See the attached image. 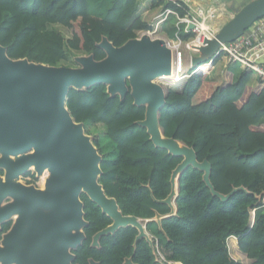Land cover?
Here are the masks:
<instances>
[{
    "label": "trees",
    "instance_id": "obj_1",
    "mask_svg": "<svg viewBox=\"0 0 264 264\" xmlns=\"http://www.w3.org/2000/svg\"><path fill=\"white\" fill-rule=\"evenodd\" d=\"M153 7L171 8L179 16L189 9L182 0H150ZM140 0H0V44L11 58L60 65L68 53H105L96 46L106 36L116 46L149 29L138 16ZM61 25L67 38L50 28ZM183 40L192 33L182 32ZM218 60H215V63ZM228 67L222 78H208L211 68L193 74L179 91L169 89L160 110L164 134L191 146L199 161L211 164L214 189L227 194L244 186L227 200L212 195L203 172L189 166L179 179L175 215L147 230L157 239L155 252L144 240L134 246L137 230L120 228L100 237V247L89 246L92 235L111 219L85 194L86 239L75 252L86 264L91 256L100 264H264V82L252 86V71ZM66 105L76 122L105 127L113 150L102 154L98 180L108 196L117 200L125 215L150 219L170 209L158 202L170 192V175L182 157L155 147L144 127L145 108L110 97L104 84L82 90L69 89ZM94 145L97 142L93 140ZM260 196V198H258ZM253 220L249 228L248 222ZM156 253H158L156 255ZM157 259V260H155Z\"/></svg>",
    "mask_w": 264,
    "mask_h": 264
},
{
    "label": "water",
    "instance_id": "obj_2",
    "mask_svg": "<svg viewBox=\"0 0 264 264\" xmlns=\"http://www.w3.org/2000/svg\"><path fill=\"white\" fill-rule=\"evenodd\" d=\"M219 1L226 8L231 3L232 14L191 56L194 67L206 61L220 43L239 37L264 15V0ZM96 46L104 51L103 58L81 53L74 57L78 65L67 66L11 58L0 44V168L4 181L24 190L10 192L13 201L3 207L12 206L9 216L17 218L0 245L1 264H72V251L86 238L88 224L82 193L111 219L92 235V247L99 245L101 236L130 226L137 230L134 246L144 239L155 252L146 224L153 221L162 231L161 220L176 214L179 179L189 166L203 172V182L222 201L237 190L247 191L244 186L227 194L216 191L210 181V162L199 161L191 146L164 134L159 117L167 91L156 78L173 72V52L163 38L141 33L116 46L102 36ZM95 84H104L110 97L118 95L121 100L129 92L133 104L145 108L144 118L136 123L146 129L153 145L182 157L171 172L169 194L158 201L169 207L168 214L155 212L150 219L125 215L117 200L104 191L98 180L102 156L84 124L74 120L66 105L70 88L82 90ZM31 168L37 177L46 173L43 187L20 183V176ZM4 181L0 177V186ZM252 224L250 220L247 226ZM89 263L98 264L93 259ZM122 264L136 263L126 257Z\"/></svg>",
    "mask_w": 264,
    "mask_h": 264
},
{
    "label": "built area",
    "instance_id": "obj_3",
    "mask_svg": "<svg viewBox=\"0 0 264 264\" xmlns=\"http://www.w3.org/2000/svg\"><path fill=\"white\" fill-rule=\"evenodd\" d=\"M228 13L230 11H227L226 8L218 9L213 5L208 7L197 5L195 8H189L183 16H179L171 8L160 7L150 21H147L149 29L139 34L147 33L164 39L165 36L159 34L162 30L161 26L171 16L176 20L174 23L175 37L165 39L167 46L173 52V72L175 70V74L171 78L172 86L181 85L191 75H200L207 68L213 69L219 62L223 61L226 69L236 67L238 70H250L256 81L258 79L264 82V15L254 21L239 37L232 41L220 43L216 51L206 61L196 67L192 66L191 56L197 54L198 47L206 45L218 30V27L213 29V21L224 18ZM220 15L222 16L220 17ZM182 32H190L192 36L183 40L180 35ZM182 48L189 53L187 55V68H184L186 58ZM215 60L218 62L215 63Z\"/></svg>",
    "mask_w": 264,
    "mask_h": 264
},
{
    "label": "rangeland",
    "instance_id": "obj_4",
    "mask_svg": "<svg viewBox=\"0 0 264 264\" xmlns=\"http://www.w3.org/2000/svg\"><path fill=\"white\" fill-rule=\"evenodd\" d=\"M141 15L138 16H142V18H144L147 21H150V19L152 18L153 14L155 13V11L157 9H155L151 4L150 0H141ZM242 5V4H241ZM227 9L228 11H231L233 8L231 6V3L227 4ZM232 14V12H231ZM231 16V15H230ZM229 15L225 16L224 18H219L216 21H213V29H216L217 27L219 28L223 23H225L228 19H229ZM175 20L173 18V16H171V18L168 20V22H166L165 24H163L161 27L162 29H164V31L167 34H162L161 32L159 33L161 36H165V39L168 38H174L175 37V32L176 29L174 28V24ZM216 24V25H215ZM50 28L54 29L55 31H57L58 33H60L63 37L67 38L68 34L66 32V30L61 26V25H54L51 26ZM171 30V32H170ZM169 36V37H168ZM183 53L185 54V58H186V62L184 65V68H187L188 65V61H187V55L189 54L187 50H184L182 48ZM78 54H81L79 52H71L68 53V59L67 61H65L63 64L67 65V66H76L78 65L75 60L74 57ZM227 70L225 68V62H219L212 70L211 72L208 74V78L212 79V80H219L222 78V73ZM239 70H233V76L235 77L237 75ZM253 80H255L253 77L250 81V84L252 85ZM157 82L163 84V86H165L166 91H168L169 89L175 90V91H179L181 89V85L178 86H172V84H169V79L168 78H164L163 76L161 78H157L156 79ZM256 81V80H255ZM257 82V81H256ZM84 129L86 134L90 135L92 141H96L97 142V149L98 152L102 155V154H108L109 152H111L113 150V145L109 142V140L106 138L105 133V127L102 125H96V124H85L84 125ZM26 177V178H25ZM30 181H33V179H35L36 183L39 180V177L36 176V174L34 173L33 170H30L29 173L26 174V176H23V181H25V179H29ZM41 187V186H40ZM145 223V221L143 222ZM156 249H157V245H155ZM156 251V250H155ZM158 253H156L157 255Z\"/></svg>",
    "mask_w": 264,
    "mask_h": 264
},
{
    "label": "flooded vegetation",
    "instance_id": "obj_5",
    "mask_svg": "<svg viewBox=\"0 0 264 264\" xmlns=\"http://www.w3.org/2000/svg\"><path fill=\"white\" fill-rule=\"evenodd\" d=\"M227 11H228V9H227ZM31 170H33V169L31 168ZM27 173H29V171L25 172L24 174H22L20 176V183L22 185H24V186H26V185H35V186H38V187L39 186L43 187L44 180H45L44 175L40 176V178H39L37 183H36L35 179H33V181H30V178L29 179H25V181H23V176H26ZM0 177H2L3 181L5 180L4 170L2 168H0ZM0 190H1L0 191V196L2 195V197H0V211H1L0 212V245H2V240H3L4 235L11 229L12 225L14 224V222H15V220L17 218L16 214H13V215L9 216V213L13 210L12 206H8L7 208H4V209H3V207L7 206L9 203H12V201H13V198L9 194L10 192H12V193H20V192H23L24 190H20L18 187L11 186L10 181H8V182L4 181L3 184L0 186ZM7 192H8V194H7ZM150 237L153 240V244L157 245V239L154 238V236L151 235V234H150ZM91 242H92V240L90 239V242H89V246L90 247H92L91 246ZM99 247H100V240H99V245L97 247H92V248H99ZM76 250L72 251L73 254H74V259L72 261V264H80L79 262L76 261V254L74 252ZM90 259H93L95 262H98V264H100V262L98 260L94 259L91 256L86 258V264H90L89 263ZM155 260H157V259H155ZM0 264H1V262H0Z\"/></svg>",
    "mask_w": 264,
    "mask_h": 264
},
{
    "label": "crops",
    "instance_id": "obj_6",
    "mask_svg": "<svg viewBox=\"0 0 264 264\" xmlns=\"http://www.w3.org/2000/svg\"><path fill=\"white\" fill-rule=\"evenodd\" d=\"M182 1H184L187 5H188V7L189 8H195V6H197V5H202V6H205V7H208V6H214L215 8H218V9H220V8H226L225 7V5H223L219 0H182ZM140 2H141V0H140ZM139 2V8H138V10H137V14L138 15H141L140 14V12H141V3ZM155 9H157L156 11H155V13L156 12H158V10H159V6H155L154 7ZM219 14V13H218ZM228 15L230 16L231 15V12L230 13H228ZM142 17V16H141ZM171 18V17H170ZM169 18V19H170ZM174 18V17H173ZM143 20H145L144 18H142ZM174 20H175V18H174ZM145 21H147V20H145ZM176 21V20H175ZM168 22V21H167ZM170 32H171V30H170ZM161 33L162 34H167L165 31H164V29H162L161 30ZM169 37V36H168ZM256 84H257V82L255 81V80H253V82H252V86H256Z\"/></svg>",
    "mask_w": 264,
    "mask_h": 264
},
{
    "label": "bare ground",
    "instance_id": "obj_7",
    "mask_svg": "<svg viewBox=\"0 0 264 264\" xmlns=\"http://www.w3.org/2000/svg\"><path fill=\"white\" fill-rule=\"evenodd\" d=\"M222 15H220V17H221ZM216 25V24H215ZM217 29V28H216ZM151 36V35H150ZM152 37H158V36H152ZM174 74H175V70H174V72H172L171 74H169V75H164L163 77L164 78H168L169 79V84H172V81H171V78L174 76ZM162 77V76H161ZM161 77H159V78H161ZM158 78V77H157ZM156 78V79H157ZM44 175V178H45V175H46V173L45 174H43ZM40 178V177H39Z\"/></svg>",
    "mask_w": 264,
    "mask_h": 264
}]
</instances>
